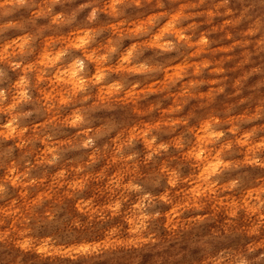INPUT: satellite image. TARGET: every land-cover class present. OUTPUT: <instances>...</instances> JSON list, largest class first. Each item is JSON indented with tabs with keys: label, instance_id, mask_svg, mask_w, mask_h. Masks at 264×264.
<instances>
[{
	"label": "clouds",
	"instance_id": "clouds-1",
	"mask_svg": "<svg viewBox=\"0 0 264 264\" xmlns=\"http://www.w3.org/2000/svg\"><path fill=\"white\" fill-rule=\"evenodd\" d=\"M236 3L0 0V19L28 13L0 23V37L22 33L0 41V264H264V0ZM218 32L231 43L213 48ZM181 49L178 64L139 60ZM227 72L239 99L218 111ZM117 107L134 122L93 127Z\"/></svg>",
	"mask_w": 264,
	"mask_h": 264
},
{
	"label": "rangeland",
	"instance_id": "rangeland-1",
	"mask_svg": "<svg viewBox=\"0 0 264 264\" xmlns=\"http://www.w3.org/2000/svg\"><path fill=\"white\" fill-rule=\"evenodd\" d=\"M234 9L236 8H239L240 5L238 3H236V0H233V5ZM65 8H70V7H75V5H65L64 6ZM61 8L58 6L56 11H60ZM3 10L0 9V12H2ZM129 12H131V10H129ZM86 12L85 13H82L80 15V17H78V22L79 21H83L84 20V17L86 16ZM28 15V13L25 11V10H21L17 13H15L14 15H11V16H5L3 19H0V23H4L6 22L7 20L11 19V20H15V21H19L21 20L22 18H26ZM223 17H218L215 21H214V24L215 25H219L223 22ZM109 22V18L107 17H101V20L99 23L101 24H105ZM47 21L45 20H41V21H38V24H46ZM212 27V25H202L201 27V31L203 30H206L208 28ZM64 33H67L68 29L65 28L62 30ZM22 33L20 32H16V31H10V32H6L4 33V35L2 37H0V41L4 40V39H10V38H14L16 35H20ZM51 33L50 32H46L45 35H50ZM224 35V33L222 32H218V33H215L213 34V36L211 37L213 40H216L217 43L216 44H213V48H219V47H226L228 44H230L231 42L230 41H227V40H223L221 39V37ZM111 36V33L110 32H104L102 33L100 36H98L96 38V43L93 45V47H96L102 43H105L107 41V39ZM136 41L134 40H129V39H125L124 41H122V45H121V51H124L125 49H127L128 47L131 46L132 43H135ZM37 47H39V44L37 45ZM239 50H237L238 52ZM181 53H183V55H181ZM184 55H187V50L185 49H181L179 53L177 52H174V53H170V54H166L165 56H154V53L152 50H147V51H144L143 55L139 57V60L143 61V60H147L149 58H152L150 60V63L153 64V66H156V65H164V66H167L166 65V61L170 58V57H176V56H179V60H175L174 63H180L183 59H184ZM217 59H219V56L216 57ZM119 59V55H116L113 57V60H112V63L115 64ZM256 60L257 63H261V64H264V54L261 55V57L259 58H254ZM236 63V61H230L228 62L225 67L226 68H230V67H233L234 64ZM179 67H182V66H179ZM174 70H177V69H174ZM10 76H12L13 79H15V76L14 74L12 73H9ZM156 76V79L157 80H162L163 79V73L161 72L160 74H154ZM226 75L228 76V80L226 81V85H227V88H226V95L225 96H222L220 98H218V102L217 104L215 105V108L220 111V110H223V108L226 106V105H229V104H232V103H235L239 97H231L229 98V95L233 89L231 88V83L232 81L239 75V72H227ZM206 78H210V77H207ZM112 80H115V79H120V77L116 74H113V76L111 77ZM255 77L249 81V84L253 83L255 81ZM136 80H144V77H139V76H129L128 77V80H127V83L130 85L131 82H135ZM142 87L144 86L143 84L141 85ZM175 90V89H173ZM203 91H207V87L203 88L202 89ZM243 96H248L249 95V92L247 90H245L243 93H242ZM156 100H162V94L161 95H154V96H150L149 97V101L151 102H155ZM147 103V102H145ZM171 103L170 100H165L163 101V107H167L169 104ZM193 104H195L196 102L193 101L192 102ZM250 105L249 104H244V105H240L238 108H236L234 110V113H240V112H243L245 108H248ZM30 107V106H29ZM185 111L187 112V109H185ZM206 111L207 110H199L197 112V115L200 116V115H203V114H206ZM159 114L158 113H153V118L154 117H157ZM94 116H98V117H101L102 119L100 120H95L94 121V124H93V127H100L101 124H105L107 127H111L113 125H117L119 127H123L125 125H130L131 123L134 122L135 118L132 117L131 113L128 112L127 109H123V108H120V107H117L115 109L114 112H109L107 110H103L99 113H95ZM108 117H113V119L109 120ZM43 119V117H40L39 119H37L36 117H32L30 118L28 121H26V123H31L33 120H35L37 123H39L41 120ZM145 119H148L147 117ZM193 123H195V121H193ZM56 134V137L59 138V139H63L65 138L63 136V130H53ZM74 131V130H72ZM114 135V133H113ZM104 141H98V144L99 145H102ZM11 142H9L10 144ZM8 145H5V147H7ZM37 147H42L41 145L37 144ZM137 148L142 150L143 146L142 145H137ZM19 151L17 150L16 152L13 153V156L18 158L19 157ZM80 157H83L84 159H86V154L84 152H74V153H68L66 154V156L64 157L65 160H71V159H74V158H80ZM0 159H5V157L3 156H0ZM63 163V161H62ZM55 171V169H48V172H49V176ZM44 172V169H39V170H34L33 172V175H41L42 173ZM257 174H264V173H260L259 170H257L256 172H253V177ZM63 215V213L61 214ZM41 235H44V233H41ZM100 235V232L99 230H97L96 232H83L81 233L79 236H77V240H88V239H95L97 238L98 236ZM63 242H69L67 241L66 238H64Z\"/></svg>",
	"mask_w": 264,
	"mask_h": 264
}]
</instances>
